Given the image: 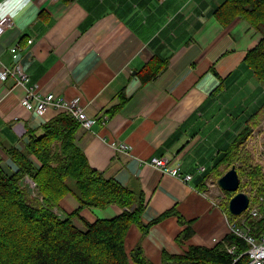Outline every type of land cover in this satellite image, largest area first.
<instances>
[{"label": "crops", "instance_id": "0c3cea01", "mask_svg": "<svg viewBox=\"0 0 264 264\" xmlns=\"http://www.w3.org/2000/svg\"><path fill=\"white\" fill-rule=\"evenodd\" d=\"M221 3L30 0L23 18L12 17L13 24L0 36V66L19 61L29 77L22 85L12 77L0 80V165L16 171L9 151L25 150L31 132L42 135L45 123L66 114L55 106L42 115L29 111L22 104L27 88L37 85L38 93L67 101L80 98L86 115L96 120L90 130L81 126L78 135L90 165L123 186L143 190L149 200L142 217L145 225L177 211L146 233L133 226L128 252L141 246L153 264H161L164 253L179 255L191 246L211 248L214 240H224L230 232L223 208L227 191L218 183V193L225 195L221 199L210 195L205 185L197 188L196 168H208L260 109L264 85L243 67L262 35L244 19L223 27L213 15ZM17 45L21 49L15 59L11 49ZM154 56L168 59L169 66L143 83L140 72ZM246 72L250 90L243 86ZM231 92L234 95L227 97ZM120 93L127 104L111 117L105 111ZM239 113H244V121L236 117ZM120 144L127 149L115 148ZM163 156L181 168L178 176L150 164ZM187 173L197 175L185 182ZM78 209L69 194L56 211L62 215ZM121 212L117 205L87 207L74 222L86 231V223ZM189 226L194 235L179 240Z\"/></svg>", "mask_w": 264, "mask_h": 264}, {"label": "trees", "instance_id": "16d2710c", "mask_svg": "<svg viewBox=\"0 0 264 264\" xmlns=\"http://www.w3.org/2000/svg\"><path fill=\"white\" fill-rule=\"evenodd\" d=\"M213 15L223 27L244 19L262 35L258 45L247 53L243 67L264 83V0H222ZM168 66V59L154 56L140 72L143 83L157 78ZM116 98V104L105 111L111 117L128 101L123 93ZM259 110L244 121L234 140L214 155L205 174L198 172L200 166L196 168L200 174L197 188L203 190L206 177L220 178L231 167H237L242 181L240 189L249 195L252 205H259L261 218H250L243 224L245 215L231 214L229 202L235 193L225 192L227 200L223 208L231 222L239 227L248 226L256 238L264 233V173L262 166L254 163L246 140L264 119L263 116L256 125L264 101ZM80 129L77 119L60 114L42 126V135L30 133L25 150L9 151L18 165L16 171L0 165V264H153L141 246L127 251L129 231L137 226L146 233L177 211L170 210L145 225L142 217L149 200L143 190L123 186L93 168L78 144ZM28 179L35 184L34 188L27 185ZM69 194L78 201L79 209L60 215L56 209ZM111 205L122 209L115 218L86 223V231L74 222L84 208ZM193 235L189 226L179 240ZM227 245L236 246L238 253L248 248L241 238L229 233L223 242L211 248L191 246L183 254L164 253L161 264H234ZM247 263V256H243L237 264Z\"/></svg>", "mask_w": 264, "mask_h": 264}, {"label": "built area", "instance_id": "2783aa9c", "mask_svg": "<svg viewBox=\"0 0 264 264\" xmlns=\"http://www.w3.org/2000/svg\"><path fill=\"white\" fill-rule=\"evenodd\" d=\"M12 24V17L0 18V36L3 35L6 29H8ZM20 49L21 48L18 45L11 49L15 59L19 58L18 51ZM10 77L16 79L18 84L21 85L27 84L29 82L28 74L23 70L22 65L19 63V61H17L12 67H8L5 65L0 66V80L5 81ZM22 104L29 111H33L41 115L45 113L50 106L60 107L62 113L73 116L79 121L82 128L86 130H90L96 123L95 119H91L86 115L85 110L80 105V98H75L73 100L67 101L61 98L58 99L54 94L42 95L38 93L37 85L27 88L26 94L22 99ZM259 128H264V119L246 140V148L252 151L253 155L256 158L255 160L259 165L262 166L264 171V160H262V157H264V141L261 139L262 134L257 133V130H259ZM115 148L126 150L127 146L125 144H120ZM150 164L166 174L178 176L181 172V168L173 167L170 163L169 158L165 156L154 157ZM198 172L205 173L206 167L200 166L198 168ZM193 178L194 176L192 174L187 173L183 177V180L185 182H190L191 180H193ZM32 184L35 187V184ZM205 186L207 187V190L210 191V195H215L221 199L225 198V195H220L218 193V181L212 175L206 177ZM244 215L245 217L243 218V224H245V221L247 219L261 218L259 205H252V203L250 202L249 208ZM229 233H233L241 238L248 246L247 250L243 253H238L236 246H226L228 253L234 256V264H237L243 256H247V264H264V233L260 236V238H256L252 233V229H250L248 226L239 227L235 222H230ZM223 241L224 240H214V244L217 245L218 243Z\"/></svg>", "mask_w": 264, "mask_h": 264}, {"label": "water", "instance_id": "95a60500", "mask_svg": "<svg viewBox=\"0 0 264 264\" xmlns=\"http://www.w3.org/2000/svg\"><path fill=\"white\" fill-rule=\"evenodd\" d=\"M218 183L224 191L235 193L229 203L230 213L235 216L242 215L249 207L250 198L247 193L240 191L241 179L237 168L233 166L218 180Z\"/></svg>", "mask_w": 264, "mask_h": 264}, {"label": "clouds", "instance_id": "9594fccd", "mask_svg": "<svg viewBox=\"0 0 264 264\" xmlns=\"http://www.w3.org/2000/svg\"><path fill=\"white\" fill-rule=\"evenodd\" d=\"M30 8V0H0V18L22 19Z\"/></svg>", "mask_w": 264, "mask_h": 264}, {"label": "rangeland", "instance_id": "374dc122", "mask_svg": "<svg viewBox=\"0 0 264 264\" xmlns=\"http://www.w3.org/2000/svg\"><path fill=\"white\" fill-rule=\"evenodd\" d=\"M249 73L250 72H246L245 73V76H244V85H243V81H241V85H243L244 87H246L245 89H249L250 90V84L248 83L249 81H250V79H251V76L249 75ZM259 82V81H258ZM261 83V82H260ZM247 84H248V86H247ZM263 85H264V83H262ZM234 94H233V92H231V94L229 95V96H227V97H231V96H233ZM261 98H262V100L264 99V93L261 95ZM244 106L245 107H248L249 106V103H245L244 104ZM260 111V110H259ZM264 110L262 111V112H260V117H259V119H258V121L256 122V125H258L259 123H260V121H261V119H262V117L264 116ZM244 113H239L238 115H236V117L238 116V118L239 119H241V121H244V118H242V115H243ZM257 133H260V134H262V140L264 141V128H259V130H257ZM249 152H250V154H251V156H252V159H253V161H254V163L255 164H258V162L255 160L256 158H255V156L253 155V153H252V151H250L249 150ZM262 160H264V157H262ZM259 165V164H258ZM232 168V167H231ZM230 168V169H231ZM238 170V169H237ZM262 170H263V168H262ZM264 172V171H263ZM240 175V174H239ZM241 178V177H240ZM27 185H29V186H31V187H34V185L32 184V181H30L29 179L27 180ZM243 182H245L244 180H243ZM241 183H242V181H241ZM241 188V187H240ZM250 187H248V188H246L247 190H250L249 189ZM246 190V191H247ZM240 191H241V189H240ZM241 192H245L244 190L243 191H241ZM246 193V192H245Z\"/></svg>", "mask_w": 264, "mask_h": 264}, {"label": "bare ground", "instance_id": "6f19581e", "mask_svg": "<svg viewBox=\"0 0 264 264\" xmlns=\"http://www.w3.org/2000/svg\"><path fill=\"white\" fill-rule=\"evenodd\" d=\"M236 167V166H235ZM237 168V167H236ZM250 202H251V200H250Z\"/></svg>", "mask_w": 264, "mask_h": 264}]
</instances>
